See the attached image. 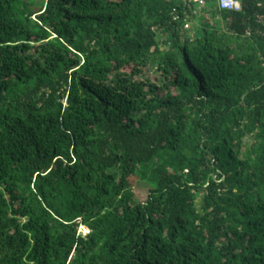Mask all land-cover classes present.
<instances>
[{
	"label": "trees",
	"instance_id": "16d2710c",
	"mask_svg": "<svg viewBox=\"0 0 264 264\" xmlns=\"http://www.w3.org/2000/svg\"><path fill=\"white\" fill-rule=\"evenodd\" d=\"M256 4L0 0V264H264Z\"/></svg>",
	"mask_w": 264,
	"mask_h": 264
},
{
	"label": "built area",
	"instance_id": "2783aa9c",
	"mask_svg": "<svg viewBox=\"0 0 264 264\" xmlns=\"http://www.w3.org/2000/svg\"><path fill=\"white\" fill-rule=\"evenodd\" d=\"M188 7L182 16L175 14L174 20L181 25V31L193 35L192 28L195 25L194 21L197 15L200 14L199 8L207 5L210 0H183ZM215 4V11L221 23V16L219 13H240L243 10V0H212ZM256 9L260 12L255 13L251 22V26H247L242 33L241 38H264V0H256ZM221 29L227 31L222 23Z\"/></svg>",
	"mask_w": 264,
	"mask_h": 264
},
{
	"label": "rangeland",
	"instance_id": "374dc122",
	"mask_svg": "<svg viewBox=\"0 0 264 264\" xmlns=\"http://www.w3.org/2000/svg\"><path fill=\"white\" fill-rule=\"evenodd\" d=\"M200 14L197 15L196 20L194 21V26L192 28V31L196 33V29L201 27V24H203L204 22L206 23V25L208 27L211 26H216L217 28H221L222 27V23L219 19V17H217V13L215 11V4L212 0L207 2V5L204 7H200L199 8ZM195 30V31H194ZM164 48V46L162 47ZM146 77L149 78V80L154 81L157 77H158V73L156 71L155 66L150 65L146 68ZM141 186V184L138 186H136V188H139ZM83 233V231L81 230V234Z\"/></svg>",
	"mask_w": 264,
	"mask_h": 264
}]
</instances>
